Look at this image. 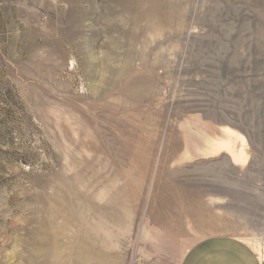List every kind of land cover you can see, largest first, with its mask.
<instances>
[{
  "label": "rangeland",
  "instance_id": "obj_1",
  "mask_svg": "<svg viewBox=\"0 0 264 264\" xmlns=\"http://www.w3.org/2000/svg\"><path fill=\"white\" fill-rule=\"evenodd\" d=\"M216 235L264 253V0H0V264Z\"/></svg>",
  "mask_w": 264,
  "mask_h": 264
},
{
  "label": "crops",
  "instance_id": "obj_2",
  "mask_svg": "<svg viewBox=\"0 0 264 264\" xmlns=\"http://www.w3.org/2000/svg\"><path fill=\"white\" fill-rule=\"evenodd\" d=\"M179 264H264V253L241 238L216 235L196 242Z\"/></svg>",
  "mask_w": 264,
  "mask_h": 264
},
{
  "label": "bare ground",
  "instance_id": "obj_3",
  "mask_svg": "<svg viewBox=\"0 0 264 264\" xmlns=\"http://www.w3.org/2000/svg\"><path fill=\"white\" fill-rule=\"evenodd\" d=\"M230 130V129H229ZM233 160H234V162L235 163H239V162H241V161H245L246 160V158H245V156L243 155V153L242 152H240V153H235V154H233Z\"/></svg>",
  "mask_w": 264,
  "mask_h": 264
}]
</instances>
